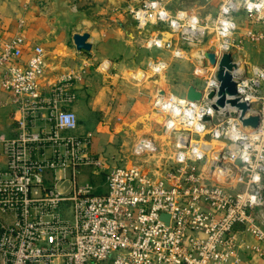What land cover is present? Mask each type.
<instances>
[{
  "label": "built area",
  "instance_id": "2783aa9c",
  "mask_svg": "<svg viewBox=\"0 0 264 264\" xmlns=\"http://www.w3.org/2000/svg\"><path fill=\"white\" fill-rule=\"evenodd\" d=\"M217 1V13L203 17L173 14L158 0L129 8L138 31H153L147 49L183 59L185 47L198 48L196 75L205 80L196 89L203 98L156 93L154 109L175 135L173 156L158 166L164 176L150 175L139 162L115 167L102 192L80 181L85 168L104 169L91 151L94 135L77 134V115L63 108L76 100L72 89L83 72L64 75L45 97V50L36 46L21 65L24 36H0V88L20 114L21 129L15 139H0L7 160L0 168V264H241L242 249L264 257V67L245 52L248 43L264 45V5ZM206 51L217 55L215 68L203 58ZM227 54L237 82L228 99L247 106L243 119H260L257 129L243 125L237 106L212 107ZM147 67L159 77L169 65L152 60ZM210 142L223 145L218 155L209 154ZM141 143L135 157L151 151ZM245 234L258 244L248 245Z\"/></svg>",
  "mask_w": 264,
  "mask_h": 264
},
{
  "label": "crops",
  "instance_id": "0c3cea01",
  "mask_svg": "<svg viewBox=\"0 0 264 264\" xmlns=\"http://www.w3.org/2000/svg\"><path fill=\"white\" fill-rule=\"evenodd\" d=\"M38 3V0H0V36L4 41H10L18 35L24 36L25 45L18 62L21 65L26 64L36 46L45 50L46 68L40 81L45 97L50 95L52 87L64 75L72 71L83 72L82 81L75 83L72 89L76 100L64 104L63 108L77 115V134L94 135L91 151L104 163V169L85 168L81 176H85L84 182L101 189L108 171L115 167L130 166L142 158L134 156L136 145H131L130 135L135 132V123L145 117L143 110L155 97L158 88H154V85L148 87L145 79L139 80L141 76H137L138 79L133 76L134 73L148 66L152 60L164 61L170 66L173 80L166 88L178 97L186 98L191 86L202 89L195 81L196 65H199L195 54L199 50L185 51L198 63L187 60L190 62L186 63L190 65L188 70L183 67L184 59H175L173 51H143L146 47L141 38L142 32L136 35V23L134 26L127 23L125 9L120 5L96 0L97 7L93 8L96 12L90 18L86 14L83 21L72 27L66 18L53 17V7L47 11L39 7ZM130 7L132 4L126 8V12ZM84 33L90 35L88 43L92 45L91 51H78L74 45L73 36ZM245 52L252 64L264 67L263 45L248 43ZM0 111V118L5 123L2 128L9 127L11 136L18 137L21 129L16 119L20 118V114L1 88ZM147 126L153 129V124H146L142 129ZM6 161L0 144V168H6ZM158 166L146 170L150 175L164 176V170ZM242 238L248 245L258 244L251 235L245 234ZM240 255L241 264H264V257L248 250L242 249Z\"/></svg>",
  "mask_w": 264,
  "mask_h": 264
},
{
  "label": "rangeland",
  "instance_id": "374dc122",
  "mask_svg": "<svg viewBox=\"0 0 264 264\" xmlns=\"http://www.w3.org/2000/svg\"><path fill=\"white\" fill-rule=\"evenodd\" d=\"M98 1H103V3L108 4L110 3L111 5H120L121 8L125 9V18L127 23L129 24H133L134 26V19L132 17L131 14H129V12H126V8L132 4L133 7L137 6L138 1H132V2H128L126 0H97ZM113 1V2H112ZM162 2L163 7L168 10L169 12L175 14L178 11H193L196 12L198 15H200V17H203L205 14L208 13H217L218 10V4L219 2L217 0H212V1H206V0H158ZM96 0H70V3L73 7H75L76 9H88V8H95L97 7L96 5ZM115 2V4H113ZM149 3L154 2L153 0L148 1ZM100 7V6H99ZM102 8V7H100ZM101 11V10H100ZM127 13V14H126ZM106 17V16H104ZM166 30V29H165ZM152 30L150 28H147L145 31H140L142 32V36L141 38H143L144 45H146L148 43V40L150 38L149 33ZM136 35L138 36L139 31L137 30V32L135 31ZM170 36L166 35V39L169 38ZM263 45V44H261ZM264 46V45H263ZM186 51H189L191 49H195L194 52L198 51V48L195 47H185L184 48ZM143 51H146L147 53H151L154 52V49H142ZM168 50H164L161 52H166ZM145 53V52H144ZM146 53V54H147ZM198 56L195 54V57ZM184 63L185 65H183V67L187 68L188 70L190 69V65L186 64V63H190V62H186L187 60H193V62L195 64L197 61L194 58H191L190 56H187L186 54L184 55ZM168 64V63H167ZM169 65V64H168ZM198 65H196L197 67ZM170 67V66H169ZM168 67L167 71H165L164 73H162L159 77L153 76L152 71H149L146 67H142V69H140L139 71H137L136 73H134V77H139L141 76L142 79H138L139 80H143L145 79V84L149 87V85H154V88H158V92L159 94H161L162 96H165L166 93L168 95L170 94H174L176 95V93H174L173 91H169L166 88V85H169L170 82H173L172 77H171V73L170 68ZM192 69V68H191ZM198 70V72L201 73L202 70H199L198 68L196 69ZM185 71V70H184ZM183 71V72H184ZM140 72H142L143 74H140ZM196 72V71H195ZM139 73V74H138ZM204 76H197L195 77V81L197 83V85H199L200 87H202L204 85ZM175 82V81H174ZM178 82H176L175 84H177ZM147 87V88H148ZM168 90V91H167ZM162 92V93H161ZM166 92V93H165ZM154 98L151 100L149 105H146L145 109L143 110L145 117L143 119H140L137 123H135L134 126H137L134 130L135 132L130 135V139H131V145L135 144L138 145L141 140L143 139H149V140H154V144L156 145V150H152L150 151V153H148L147 155H137L138 157H142L139 158V163H141L142 165H144V167L146 169H149L150 167L153 168L155 165H160L161 163H164L166 160L170 159L173 156V151H174V142H175V135L174 134H170V132H166V127L164 126V120L166 118V115L164 114H160L157 113V111L154 109ZM1 113V111H0ZM148 124H153L152 128L150 129L148 126L146 127V129H142L143 126ZM141 125V126H140ZM140 126V128H139ZM5 127V123L2 121V119L0 118V139L1 138H5V139H15L17 137L15 136H11V131L9 130L10 128H2ZM177 130H180L179 127H177ZM170 131V130H169ZM178 132V131H177ZM176 132V133H177ZM180 133V132H179ZM156 141V142H155ZM211 144H207V145H212L211 147H209V151H211L212 147L214 148L215 151H220L223 148V145L217 142H210ZM131 147V146H130ZM211 154V153H209ZM124 165V164H122ZM125 166V165H124ZM84 177L85 176H81L80 177V181H84ZM104 190L103 189H99V192H102Z\"/></svg>",
  "mask_w": 264,
  "mask_h": 264
},
{
  "label": "water",
  "instance_id": "95a60500",
  "mask_svg": "<svg viewBox=\"0 0 264 264\" xmlns=\"http://www.w3.org/2000/svg\"><path fill=\"white\" fill-rule=\"evenodd\" d=\"M128 2L138 1L145 2L150 0H126ZM156 1V0H153ZM39 7L44 10H50L53 7V17H63L66 18L72 27L80 23L85 19V15L87 14V18L91 16L92 13L96 12L93 8L86 9H76L70 3V0H48L47 2L41 1L38 3ZM90 39V35L88 33L84 34H75L73 36V42L78 51H91L92 45L88 43ZM203 58L209 62L210 67L217 66V55L211 52L206 51L203 55ZM236 68V65L233 63L232 56L230 54L224 55L221 59L217 73L216 79L220 83V89L217 93L218 101L216 104L212 105L214 110H219V108L224 107L226 104H230L232 106H237L238 108L243 110L242 114V122L243 125L251 126L253 129H257L260 124V119L258 117H251L249 119H243L247 112V106L245 104H239L237 100H229L228 97H234L237 94V82L234 81V77L229 73ZM162 93V92H161ZM215 97V93L212 92L209 96V100H213ZM186 98L190 102H200L203 98V94L196 89L195 86H191L187 92ZM206 120H209L206 118ZM152 151V150H151ZM143 151L139 152L138 155H141ZM221 161L220 155L217 157ZM164 219H168L167 216L163 215Z\"/></svg>",
  "mask_w": 264,
  "mask_h": 264
},
{
  "label": "bare ground",
  "instance_id": "6f19581e",
  "mask_svg": "<svg viewBox=\"0 0 264 264\" xmlns=\"http://www.w3.org/2000/svg\"><path fill=\"white\" fill-rule=\"evenodd\" d=\"M141 144H143L144 147H146L148 150H152V149L154 148V146H155V144H154L153 141H151V140H147V139H143ZM211 146H212V145H211ZM211 146L208 145V147H211ZM211 149H212L211 151H214V148H213V147H212ZM211 151L209 152V150H208L209 153H211ZM219 152H220V151H219ZM219 152H218V151H215L214 153H215L216 155H218ZM211 154H212V153H211ZM211 154H210V155H211Z\"/></svg>",
  "mask_w": 264,
  "mask_h": 264
},
{
  "label": "clouds",
  "instance_id": "9594fccd",
  "mask_svg": "<svg viewBox=\"0 0 264 264\" xmlns=\"http://www.w3.org/2000/svg\"><path fill=\"white\" fill-rule=\"evenodd\" d=\"M262 5H264V0H262ZM262 5H256V7H260ZM251 7V6H250Z\"/></svg>",
  "mask_w": 264,
  "mask_h": 264
},
{
  "label": "trees",
  "instance_id": "16d2710c",
  "mask_svg": "<svg viewBox=\"0 0 264 264\" xmlns=\"http://www.w3.org/2000/svg\"><path fill=\"white\" fill-rule=\"evenodd\" d=\"M80 9H83V8H80Z\"/></svg>",
  "mask_w": 264,
  "mask_h": 264
}]
</instances>
